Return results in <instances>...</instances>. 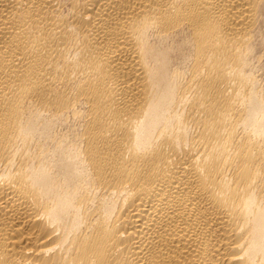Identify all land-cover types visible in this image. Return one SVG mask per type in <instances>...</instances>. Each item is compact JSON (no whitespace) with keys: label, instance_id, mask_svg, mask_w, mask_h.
Masks as SVG:
<instances>
[{"label":"bare ground","instance_id":"bare-ground-1","mask_svg":"<svg viewBox=\"0 0 264 264\" xmlns=\"http://www.w3.org/2000/svg\"><path fill=\"white\" fill-rule=\"evenodd\" d=\"M263 32L264 0H0V264H264Z\"/></svg>","mask_w":264,"mask_h":264},{"label":"rangeland","instance_id":"rangeland-1","mask_svg":"<svg viewBox=\"0 0 264 264\" xmlns=\"http://www.w3.org/2000/svg\"><path fill=\"white\" fill-rule=\"evenodd\" d=\"M63 1H69V0H62V2ZM264 33V32H263ZM263 36V37H262ZM261 38H263L264 39V35L263 34H261Z\"/></svg>","mask_w":264,"mask_h":264}]
</instances>
